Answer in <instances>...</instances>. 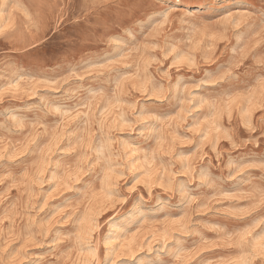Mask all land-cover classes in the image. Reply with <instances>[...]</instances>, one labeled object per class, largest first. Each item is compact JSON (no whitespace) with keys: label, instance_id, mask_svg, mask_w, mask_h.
<instances>
[{"label":"rangeland","instance_id":"374dc122","mask_svg":"<svg viewBox=\"0 0 264 264\" xmlns=\"http://www.w3.org/2000/svg\"><path fill=\"white\" fill-rule=\"evenodd\" d=\"M0 264H264V0H0Z\"/></svg>","mask_w":264,"mask_h":264},{"label":"bare ground","instance_id":"6f19581e","mask_svg":"<svg viewBox=\"0 0 264 264\" xmlns=\"http://www.w3.org/2000/svg\"><path fill=\"white\" fill-rule=\"evenodd\" d=\"M18 2H20V1H18ZM21 5H22V4H21ZM22 7H23V6H22ZM24 8H25V7H24ZM25 9H26V8H25ZM27 10H28V9H27ZM27 10H26V11H27ZM28 12H29V10H28ZM124 51H125V50H124ZM176 91H177V90H176ZM215 119H216V118H215ZM101 150H103V149H101ZM139 152H140V151H139ZM143 158H144V157H143ZM42 168H43V167H42ZM140 168H141V166H140ZM38 171H39V170H38ZM112 228H113V227H112ZM112 228H111V229H112ZM114 230H115V229H114ZM109 231H110V230H109ZM115 232H116V231H115ZM117 232H118V231H117ZM121 239H122V238H121ZM118 241H119V240H118Z\"/></svg>","mask_w":264,"mask_h":264}]
</instances>
